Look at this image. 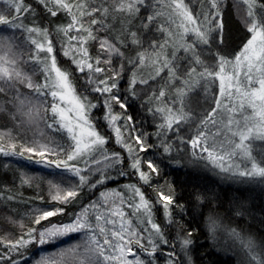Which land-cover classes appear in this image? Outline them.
<instances>
[{"label":"snow or ice","instance_id":"snow-or-ice-1","mask_svg":"<svg viewBox=\"0 0 264 264\" xmlns=\"http://www.w3.org/2000/svg\"><path fill=\"white\" fill-rule=\"evenodd\" d=\"M199 3L196 10L188 0H0V119L12 125L0 126V156L53 177L47 202L38 196L24 202L31 206L20 221L8 217L19 234L0 236V264H27L29 253L39 254L34 264H195L194 232L173 219L174 209L184 211L175 190L154 188V201L142 190L160 174L144 159L153 148L190 152L221 179L264 188V149L255 147L264 143V0H232L247 34L233 57L212 52L213 43H225L227 0ZM201 91L209 108L197 112ZM139 95L147 97L154 133L125 115L129 96ZM97 108L108 134L93 117ZM185 126L187 137L180 135ZM153 135L158 144L148 143ZM113 139L121 151L109 149ZM115 169L138 182L81 203L83 190L114 180ZM36 180L20 175L22 185ZM174 223L169 237L165 228ZM205 228V242L227 237L236 264H264V237L214 212Z\"/></svg>","mask_w":264,"mask_h":264},{"label":"trees","instance_id":"trees-1","mask_svg":"<svg viewBox=\"0 0 264 264\" xmlns=\"http://www.w3.org/2000/svg\"><path fill=\"white\" fill-rule=\"evenodd\" d=\"M29 2L34 3V0H29ZM188 2L196 9L195 0H188ZM25 22L28 23L30 21ZM61 22H64L62 18L53 21V24ZM223 22L225 43L224 46L220 47V52L232 56L239 51L247 39L243 24L235 16L232 0H227ZM137 24H139V21H137ZM93 55H95L94 50ZM60 60L62 61V67L67 68L69 66L70 61L63 57H60ZM118 63L119 61H117ZM126 88L127 76H125L124 82L121 84V90L123 91ZM138 91H140L139 88ZM146 100L147 97L144 95H139L138 97L129 96L128 104L130 106L125 115L133 116L139 130L154 133L156 127L151 114L147 111V107L150 105L145 103ZM93 102H96L94 98ZM115 111L121 112L122 110L119 106H116ZM93 112L96 113V116L93 117L99 119V130L108 134L107 125L102 119L103 109L97 108ZM0 126L12 127L6 118L0 119ZM180 135L185 136L184 131H181ZM169 136L175 140L172 133H169ZM148 143L158 144L159 141L153 135L148 140ZM108 147L110 150L121 151L118 146H115L114 139ZM124 155L126 156L127 154L124 153ZM143 155L145 160L153 159V162L160 169V174L159 176L154 175L151 187L144 186L142 190L153 201L156 198V192L153 191L154 188L163 185L165 191H168L169 188L175 190L178 203L184 205V211L181 212L178 208L174 209L173 219L183 223L185 227L190 228L194 232L195 242L192 245V256L195 264H236L233 258L223 252L227 249L226 247H222V245L217 247V244L214 245L210 240L205 242L207 238L205 220L210 212L218 214L225 224L241 226L246 232L253 233L258 238L264 237V190L258 186L247 187L221 184L215 178L192 166L189 159L182 154V151H173L166 154L162 148H153ZM144 170L147 171L146 165ZM47 171L36 167L22 168L20 164L16 163L15 158L0 156V236L11 234L14 238L19 234L18 227L9 223L8 217L20 221L31 206L30 204H25V201H33V198L43 196L45 197V202H47L46 182L52 177L47 174ZM118 171L119 169L110 171L109 175L115 177V179L106 181L104 186H98L97 189L91 192L88 189H84L81 203L88 204L91 200H95L99 197L101 191L118 185L122 186L138 182L135 176H119ZM22 172H27L28 175L36 177L37 180L31 186L22 185L20 182ZM41 177L44 179L43 184L39 183ZM9 196L15 197V199L9 201L7 199ZM197 197H201V199H197ZM35 203H39V201L36 200ZM68 211H79V206H70ZM237 213H242V215L238 216ZM157 214H159L158 210L156 211ZM24 223L28 224L29 221L25 220ZM164 223L166 225L168 222L165 220ZM176 226L178 228V225L174 223L170 227H166V235L172 237ZM51 249L49 248L48 250ZM163 249L161 250L163 251ZM0 251H4V249L0 247ZM29 256H31L30 253L26 254L27 264H31L37 259L39 254L31 256V258ZM21 264H24V261H21Z\"/></svg>","mask_w":264,"mask_h":264},{"label":"rangeland","instance_id":"rangeland-1","mask_svg":"<svg viewBox=\"0 0 264 264\" xmlns=\"http://www.w3.org/2000/svg\"><path fill=\"white\" fill-rule=\"evenodd\" d=\"M196 1V10H199L200 9V3H199V0H195ZM234 10H235V8H234ZM235 16H236V18L237 19H239V21L241 22V20H240V16L237 14V12H236V10H235ZM242 23V22H241ZM218 35V34H217ZM185 39H188V37H185ZM243 46V45H242ZM241 46V47H242ZM240 47V48H241ZM240 50V49H239ZM216 51H220V48L218 49L217 48V46H216V43H213V45H212V52L213 53H215ZM205 54L206 55H208V53H207V49L205 50ZM236 54V53H235ZM235 54L234 55H232V56H230V57H233V56H235ZM180 55H183V53L181 52L180 53ZM66 59V58H65ZM217 92H218V87H217ZM198 100H199V102H200V108H197V112H199V111H201V110H203V109H207V108H209V104H206L205 102H204V94H203V92L201 91V95L197 98ZM101 110V109H100ZM102 111V110H101ZM104 114V113H103ZM93 116H96V113H94L93 112ZM103 118V117H102ZM11 128V127H10ZM184 131V134H185V136L187 137V135H188V133H189V129H188V127L187 126H185L184 128H183V130H182V132ZM255 147H256V149H257V151H259V150H261V149H264V143H261V142H257L256 143V145H255ZM182 154L184 155V156H186L188 159H189V162H190V164L192 165V166H194V167H196L197 169H199L200 171H202V172H204L205 174H207V175H209L210 177H212V178H215L216 180H218L221 184H224V185H238V186H250V187H256V186H258L260 189H262V190H264V188H262L261 186H259V185H255V184H252V185H240V184H237V183H235V182H229V181H227V180H224V179H221L220 178V176H218L217 174H216V172L211 168V166L210 165H208V166H205V163L204 162H198V163H193L192 161H191V157H190V152H185V151H182ZM53 179V177H50L48 180H50V179ZM46 186H47V182H46ZM113 188H115V189H121V185L119 186H115V187H113ZM113 188H111V189H113ZM47 192H48V189H47ZM158 211H159V214H157V222L158 223H160L162 226H164L165 225V223H164V221H165V218H164V216H163V210H162V208H158L157 209ZM156 210V211H157ZM160 210H161V212H160ZM233 224V223H232ZM231 227H237V228H240L241 226H236V225H232ZM176 228H177V226H176ZM175 228V230H174V233H173V235H172V237H175L176 236V232H177V229ZM242 228V227H241ZM166 229V228H165ZM243 229V228H242ZM166 234V233H165ZM253 234V233H252ZM79 239V237L78 236H76L75 238H73V239H69V240H67V244H71V243H75L76 242V240H78ZM210 242L211 243H213L214 245H216L217 244V247H220L221 245H222V247H226L227 249L226 250H222L226 255H228V256H230L231 258H233L234 260H235V263H236V253L234 252V251H232V250H230V248L228 247V245H229V241L227 240V237L223 234V233H218V239L216 240V241H211L210 240ZM67 244H63V245H60L61 247H64V246H67ZM54 249H51V250H49V251H53ZM163 250H165V249H163ZM39 258V256L37 257V259ZM194 259V258H193ZM36 260V259H35ZM31 264H34V261L31 263ZM159 264H164V261H163V259H161L160 261H159Z\"/></svg>","mask_w":264,"mask_h":264}]
</instances>
